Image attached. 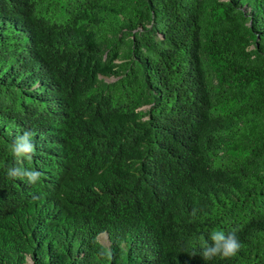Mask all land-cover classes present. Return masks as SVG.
I'll return each mask as SVG.
<instances>
[{
  "label": "trees",
  "instance_id": "16d2710c",
  "mask_svg": "<svg viewBox=\"0 0 264 264\" xmlns=\"http://www.w3.org/2000/svg\"><path fill=\"white\" fill-rule=\"evenodd\" d=\"M0 264H264V0H0Z\"/></svg>",
  "mask_w": 264,
  "mask_h": 264
},
{
  "label": "clouds",
  "instance_id": "9594fccd",
  "mask_svg": "<svg viewBox=\"0 0 264 264\" xmlns=\"http://www.w3.org/2000/svg\"><path fill=\"white\" fill-rule=\"evenodd\" d=\"M34 133L28 130L18 135L11 144V154L14 156L16 166L7 169V176L11 179L26 181L28 185H36L40 182L43 173L38 169L23 167L24 160L31 161L36 154ZM237 230L232 229L227 233L223 230H214L205 236L198 237L201 244L199 255L205 261L216 257L231 259L241 249V242L236 234ZM196 253H193L195 255Z\"/></svg>",
  "mask_w": 264,
  "mask_h": 264
}]
</instances>
